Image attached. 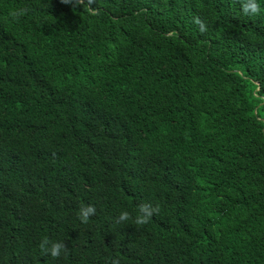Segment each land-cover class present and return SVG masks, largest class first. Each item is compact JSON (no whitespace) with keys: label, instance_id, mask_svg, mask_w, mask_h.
Returning <instances> with one entry per match:
<instances>
[{"label":"trees","instance_id":"obj_1","mask_svg":"<svg viewBox=\"0 0 264 264\" xmlns=\"http://www.w3.org/2000/svg\"><path fill=\"white\" fill-rule=\"evenodd\" d=\"M76 3L0 0V264H264V0Z\"/></svg>","mask_w":264,"mask_h":264},{"label":"clouds","instance_id":"obj_2","mask_svg":"<svg viewBox=\"0 0 264 264\" xmlns=\"http://www.w3.org/2000/svg\"><path fill=\"white\" fill-rule=\"evenodd\" d=\"M64 4H70L73 5V7L78 6L76 3V0H61ZM83 2V0H81ZM95 3V0H87V4H85V9L89 12L94 14L97 10L92 8L91 5ZM242 11L245 15H255L258 14L260 11V6L257 3V0H242ZM27 12V9H17L13 10L9 13V15L13 19H19L21 16L25 15ZM199 26L201 31H205V25L202 21L199 20V18L195 21ZM157 212L156 208H153L151 204H141L138 206V214L136 215L134 219V223L138 226H143L149 223L150 219L154 216V214ZM96 215V208L94 205L88 204L83 205L79 209L78 216L82 223L87 224L90 217H93ZM133 217L131 214L127 211L122 212L117 217V223H124L129 220H132ZM40 250L45 255H50L52 258L56 259L61 256L62 253H66L68 251L67 245L62 242H53L50 241L47 238L42 239V241L39 244ZM113 264H119L118 260L113 261Z\"/></svg>","mask_w":264,"mask_h":264}]
</instances>
